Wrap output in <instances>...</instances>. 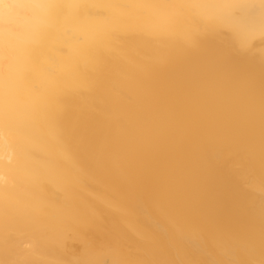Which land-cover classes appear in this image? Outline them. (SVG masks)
Returning <instances> with one entry per match:
<instances>
[{"label": "bare ground", "instance_id": "bare-ground-1", "mask_svg": "<svg viewBox=\"0 0 264 264\" xmlns=\"http://www.w3.org/2000/svg\"><path fill=\"white\" fill-rule=\"evenodd\" d=\"M0 264H264V0H0Z\"/></svg>", "mask_w": 264, "mask_h": 264}]
</instances>
